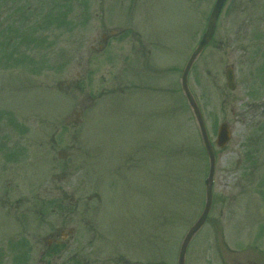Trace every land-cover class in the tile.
<instances>
[{
    "label": "rangeland",
    "instance_id": "obj_1",
    "mask_svg": "<svg viewBox=\"0 0 264 264\" xmlns=\"http://www.w3.org/2000/svg\"><path fill=\"white\" fill-rule=\"evenodd\" d=\"M236 1L220 19H264V0ZM214 2L0 0V264H178L209 173L182 70ZM132 28L145 45L155 42L147 47L160 69L155 93L124 94V55L140 44ZM223 37L217 30L187 80L217 156L214 207L185 264L253 256L236 244L254 234L234 230L240 202L264 221V167L253 156L252 167L239 162L250 147L234 119L258 61L234 34ZM231 65L235 92L226 86ZM224 121L233 133L220 152L214 141Z\"/></svg>",
    "mask_w": 264,
    "mask_h": 264
},
{
    "label": "flooded vegetation",
    "instance_id": "obj_2",
    "mask_svg": "<svg viewBox=\"0 0 264 264\" xmlns=\"http://www.w3.org/2000/svg\"><path fill=\"white\" fill-rule=\"evenodd\" d=\"M216 1V0H215ZM231 0H227V5ZM239 1V0H237ZM237 1L233 4V6L237 5ZM215 3V2H214ZM225 7V6H223ZM223 14V11L220 14V17L217 21L216 27H215V33L214 36L207 46V48L213 44L214 37L217 33V30L221 29L222 34L225 36H229L226 38H231L234 34V39L238 42L239 41V48L241 50H247L250 49L252 53V57H254V60L257 59L258 64L254 68L253 72V80L248 82V78L246 79L245 83H243L242 86V93H239L240 98L236 99L237 105L241 106L240 108L238 106L237 112L234 116V119H236L237 122L241 127L239 129V132L241 133L242 139H240V142L244 143V150H246V147H250L247 157L246 154H242L239 156V162H245L246 164H250L252 167V161L250 156L252 157L253 163L256 166V169H259L260 167H264V19H234L231 21V19H220L221 15ZM210 15H208L209 17ZM207 17V18H208ZM209 21V19H208ZM208 21L203 27V30L201 31V35L206 31V27H208ZM129 34H131V37H137V42H140L138 49L137 47L131 45H128L126 55H124L125 59V65L127 69L125 68V74H126V82L124 86V94H130L133 90L138 91L141 95H145V92H153L155 93L156 83L154 76H159V67L157 66L158 63L155 62L154 53H155V42L152 40H148L149 43H146L145 45L143 42H141L143 39L147 40L146 37L142 34V31L138 30L135 31L132 28V31H129ZM223 37V38H224ZM152 47L154 50L152 51L150 48ZM158 47V46H157ZM147 48V51H145ZM136 49V50H135ZM206 49V48H205ZM130 56L131 58H129ZM138 57V65L137 71L134 74H131L133 71V68L135 67L132 63V59L134 60V57ZM135 62V61H134ZM159 62V61H158ZM131 65V66H130ZM225 75L227 73H230L234 78V90L236 91L238 88L237 86V75L235 72L234 67L228 66L225 68ZM136 74V75H135ZM134 75L135 79L134 82L131 81L130 76ZM153 79H150L152 78ZM227 86V84H226ZM228 88V87H227ZM229 93L226 91L224 94V97L228 99ZM244 129V130H242ZM228 145H226L224 148L221 149L220 152L226 151ZM248 158L250 160L248 161ZM246 178V177H245ZM235 182V190L231 192L230 198L236 196L237 193L235 191L237 190V182ZM242 187H239V190H241ZM243 190H245V186L243 185ZM247 194V192H243V195ZM259 195H261L260 200L264 202V191L258 192ZM230 193L227 192V196H229ZM215 198V197H214ZM224 200V199H223ZM222 200V202H223ZM247 201V199L245 200ZM221 202V203H222ZM214 203V200H213ZM212 203V204H213ZM225 203V202H224ZM241 203V215L244 213L243 221H241L242 224L236 225L235 231H250L251 236L247 239V241H244V243H241V240L239 239L238 247H242L244 244L246 248H252V255L248 258L241 259L240 257L235 258L233 261H229V264H264V221L259 219L257 220V217H255L252 213L249 214V206L247 202H240ZM244 203V204H242ZM264 206V203H262ZM227 205V204H224ZM231 205V204H229ZM262 206V205H261ZM260 206V207H261ZM214 204L212 205L211 210L213 209ZM263 210V207L261 208ZM261 210V211H262ZM223 212V210H222ZM225 217V214L222 215ZM222 226V223H221ZM253 235V236H252ZM256 237V238H255ZM237 247V248H238ZM241 251V250H239Z\"/></svg>",
    "mask_w": 264,
    "mask_h": 264
},
{
    "label": "water",
    "instance_id": "obj_3",
    "mask_svg": "<svg viewBox=\"0 0 264 264\" xmlns=\"http://www.w3.org/2000/svg\"><path fill=\"white\" fill-rule=\"evenodd\" d=\"M226 0H217L215 6H213V10L211 13V17L210 21H209V26L207 27V31L205 32V34L203 35V37L201 38V41L199 43V45L197 46V48H195V51L193 52V54L191 55L190 59H188V63L185 67V70H183V77H182V83H183V87L185 89L188 101L190 103V106L193 109V112L196 116L198 125H199V129L200 132L202 134L203 137V141L205 143V146L207 148L208 154H209V158H210V173L208 178L206 179V187H207V201H206V206L204 208V211L202 213V215L199 217V219L197 220V222L192 225L191 229L188 231L187 235H185L186 237L184 238V241L182 243L181 249H180V255H179V262L178 264H185V255H186V251H187V246L189 245L190 241L192 240V238L194 237L193 235H195L203 226V224L205 223L207 216L209 214L210 208H211V204H212V200H213V181H214V175H215V152H213V147L211 146L210 142H209V138H208V134H207V130H206V126L205 123L203 121L201 112L199 111V107L193 97V95L191 94L187 86V76L189 74V71L195 61V59H197V57L200 55V53L203 51V49L205 48V46L210 42L214 30H215V24L216 21L220 15V12L222 10V6L225 4ZM233 77L231 75L228 76L229 79V85L231 88H234L233 85ZM228 127L227 124H222L220 126L219 129V135L217 138V145L223 146L229 139L230 135L229 132L227 131Z\"/></svg>",
    "mask_w": 264,
    "mask_h": 264
}]
</instances>
